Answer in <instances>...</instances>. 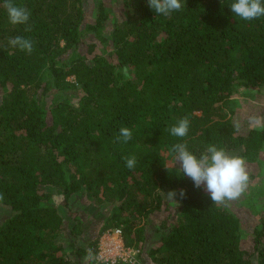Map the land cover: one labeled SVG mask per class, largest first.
Masks as SVG:
<instances>
[{
  "label": "trees",
  "instance_id": "16d2710c",
  "mask_svg": "<svg viewBox=\"0 0 264 264\" xmlns=\"http://www.w3.org/2000/svg\"><path fill=\"white\" fill-rule=\"evenodd\" d=\"M13 2L31 31L0 0V264H103L100 237L116 228L137 264H264V105L260 126L239 120L240 96L264 100V16L242 20L232 0H184L168 16L147 0ZM185 116L187 136H172ZM182 142L244 158L238 203H213L178 171ZM239 205L256 217L248 245Z\"/></svg>",
  "mask_w": 264,
  "mask_h": 264
},
{
  "label": "clouds",
  "instance_id": "9594fccd",
  "mask_svg": "<svg viewBox=\"0 0 264 264\" xmlns=\"http://www.w3.org/2000/svg\"><path fill=\"white\" fill-rule=\"evenodd\" d=\"M224 0H221V4ZM147 5L156 15L168 16L175 11L181 10L184 0H147ZM232 14L242 20L251 21L264 16V0H232L228 4ZM9 22L13 25H26L25 31H31L28 25L30 12L26 7L17 6L13 0H5ZM8 43L13 48L31 53L33 43L30 39L22 36L9 38ZM190 121L188 117L180 118L169 129L174 137L183 138L187 136ZM132 139V130L129 127H121L116 136V140L127 143ZM175 153L178 171L188 177L197 189L203 188L210 195V199L215 204H222L225 201L238 199L246 192L249 184V175L245 166V160L239 155L229 154L225 149L218 148L215 144H210L199 156L191 152L186 142L175 143L171 149ZM126 167L133 169L136 165V157H124ZM170 201H177L185 198L186 191L170 190L167 193Z\"/></svg>",
  "mask_w": 264,
  "mask_h": 264
},
{
  "label": "rangeland",
  "instance_id": "374dc122",
  "mask_svg": "<svg viewBox=\"0 0 264 264\" xmlns=\"http://www.w3.org/2000/svg\"><path fill=\"white\" fill-rule=\"evenodd\" d=\"M114 5H115V7H118L117 3H114ZM117 10H119V9H117ZM239 101L242 102V105L245 106L244 108L242 107V110L240 111L239 120L242 121V123L246 124L247 126L248 125H251V126L259 125L260 126L261 121L258 119V113H256V112L258 111V108L261 107V105H264V103L261 102L264 100H258V99H253V98H249V97H245V96H240ZM262 159L264 160V155H262ZM263 172H264V168H263ZM263 177H264V175H263ZM260 179H258L257 181L255 179V183L256 182L258 183L260 181ZM255 183L253 185H256ZM242 196H243V194L240 197H242ZM236 200H233L232 203L233 204L238 203V201H236ZM58 202H60V200ZM83 203L84 202L81 200L79 205L77 204L76 207L81 208L82 205H84ZM230 203H231V201H230ZM81 209L84 210L83 208H81ZM237 210L239 212H242V206L239 205ZM4 213H5V209L0 207V216H3ZM82 213H83V211H82ZM94 213L95 212H93V210L90 213V215H91L90 218H93V220H94L91 229H93L96 224H97L96 225V228H97L98 224L100 223V222H97L96 220H103L104 219L103 216L105 214H108L107 211L103 212L102 209L99 212H97L95 215H93ZM239 214L243 219V221H242V229H243V235H244L243 244L248 245L250 243V239H251V232H252L251 224L255 223L256 217L254 215L251 216L250 214H249L250 216H248L247 214L244 215L243 212L239 213ZM83 216H84V219L90 220V218H87V215L85 213L83 214ZM106 216H108V215H106ZM109 231L110 230H107L101 235L100 240H99V251H100L101 247L106 248V247L110 246V240L112 237H110ZM95 232H96V230H95ZM86 233H88V236H90V234L93 232L88 230ZM125 256H127V255L125 254ZM145 261H146V263H145ZM145 261L142 260L141 262L143 264H153V263H149L148 260H145ZM124 263H126V262H124ZM126 264H128V263H126Z\"/></svg>",
  "mask_w": 264,
  "mask_h": 264
},
{
  "label": "built area",
  "instance_id": "2783aa9c",
  "mask_svg": "<svg viewBox=\"0 0 264 264\" xmlns=\"http://www.w3.org/2000/svg\"><path fill=\"white\" fill-rule=\"evenodd\" d=\"M111 238L110 246L106 248H100L97 255L98 262L103 264H116L119 262H126L128 264H137L138 252L126 248L123 242L122 230L120 228L112 229L109 231ZM127 256H125V254ZM124 263V264H126Z\"/></svg>",
  "mask_w": 264,
  "mask_h": 264
}]
</instances>
